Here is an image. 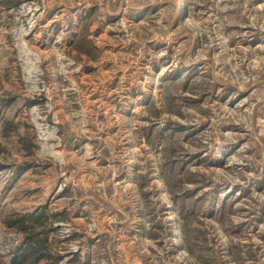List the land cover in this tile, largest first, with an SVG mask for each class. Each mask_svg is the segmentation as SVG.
Here are the masks:
<instances>
[{
	"label": "rangeland",
	"instance_id": "1",
	"mask_svg": "<svg viewBox=\"0 0 264 264\" xmlns=\"http://www.w3.org/2000/svg\"><path fill=\"white\" fill-rule=\"evenodd\" d=\"M30 223L22 264H264V0H0V264Z\"/></svg>",
	"mask_w": 264,
	"mask_h": 264
},
{
	"label": "trees",
	"instance_id": "2",
	"mask_svg": "<svg viewBox=\"0 0 264 264\" xmlns=\"http://www.w3.org/2000/svg\"><path fill=\"white\" fill-rule=\"evenodd\" d=\"M6 1H8V0H6ZM12 1L13 0H11V2ZM9 4H11V3L9 2ZM31 216H32V214H27V215H25L23 217H25V219H26V221H28V223L29 222H31V223L32 222H41L42 223V219H40V217H42L41 215L35 216L33 218ZM23 217L18 220V222H20V226H23L22 225L23 224L22 220L24 219ZM31 223H30L29 227L28 226L21 227L22 230L25 232V238H24V242L22 243V247L19 248V253L17 254V257H15L16 259L17 258H19V259H17V261H14L15 260L14 259L13 260V264H22L31 255H33V260H32L33 262L38 260L42 256L41 253L36 254L35 248L33 247V245H34L35 241L38 242L39 240H41L43 242H46L47 238L46 237H42V239L35 240L33 238L35 234L28 232L29 229L32 227Z\"/></svg>",
	"mask_w": 264,
	"mask_h": 264
},
{
	"label": "bare ground",
	"instance_id": "3",
	"mask_svg": "<svg viewBox=\"0 0 264 264\" xmlns=\"http://www.w3.org/2000/svg\"><path fill=\"white\" fill-rule=\"evenodd\" d=\"M179 2H180V0H179Z\"/></svg>",
	"mask_w": 264,
	"mask_h": 264
}]
</instances>
